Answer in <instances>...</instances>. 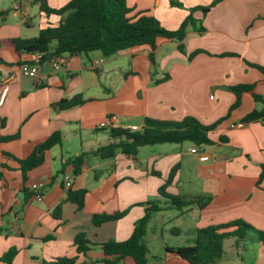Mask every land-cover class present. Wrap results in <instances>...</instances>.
<instances>
[{"label": "crops", "instance_id": "0c3cea01", "mask_svg": "<svg viewBox=\"0 0 264 264\" xmlns=\"http://www.w3.org/2000/svg\"><path fill=\"white\" fill-rule=\"evenodd\" d=\"M46 1L51 8L59 9L70 0ZM126 2L133 13L145 11L168 29L178 28L193 8L211 6L207 12L198 8L193 11L205 31H188L184 38L186 54L170 40L159 43L155 62L150 60V48L146 46L111 56L99 51L63 54L59 67L50 59L38 63L40 77L33 79L22 73L21 65L24 55L31 59L35 54H18L10 40L38 36L48 22L56 24L60 17L46 16L31 0H0V10L9 11L5 18L0 17V87L10 79L6 99L0 105V138H4L0 140V257L17 248L12 264H60L58 259H72L73 264H104L100 244L130 237L135 223L145 214V202L160 198L159 189L176 165L179 169L167 188L169 193L182 195L181 183L192 173L200 182L199 191L211 196L205 208L195 206L187 213L198 209L194 231L235 219L264 230V179L260 180L264 123L232 127L263 104L243 93L240 106L223 119L236 100L231 86L255 84V91L264 95V73L251 66L264 68V0ZM35 5L38 20L31 16ZM198 49L202 52L189 59L188 54ZM94 60L101 62L94 66ZM75 95L86 101L66 110L55 108L61 99ZM186 116H194L205 125L220 121L210 132L216 143L205 148L208 160L191 153L193 144L184 142L173 147H165V143L151 149L143 146L136 156L118 154L106 160L90 156L77 176L68 164L73 156L110 141L111 130L98 127L107 117L138 130L146 117L177 121ZM55 131L62 132V144L49 149L43 164L27 172L24 180L17 159L26 158ZM15 134H19L17 138H9ZM220 136L227 141L220 142ZM67 175L72 177V189L87 190L82 208L67 199ZM34 182L44 193L41 201L31 193ZM59 204L61 216L56 218L53 212ZM170 210L178 211L167 208L151 214L148 245L149 230L158 232L160 220L153 223L154 216ZM117 211L127 213L119 220L94 225V214ZM161 226L159 233L164 237L163 223ZM81 231L91 243L87 254L78 252L75 244V236ZM166 245L171 244L163 245L162 255L149 245V264H167L172 253L166 252ZM120 264L135 262L127 257Z\"/></svg>", "mask_w": 264, "mask_h": 264}, {"label": "trees", "instance_id": "16d2710c", "mask_svg": "<svg viewBox=\"0 0 264 264\" xmlns=\"http://www.w3.org/2000/svg\"><path fill=\"white\" fill-rule=\"evenodd\" d=\"M31 1L34 4H39L40 10L46 16L54 14L60 19L56 24L48 22L40 30L38 36L13 38L10 43L18 54H38L40 62L56 55L89 54L94 51H99L104 56H111L125 49L143 46L150 48L149 58L155 62V50L164 40L176 41L179 52L186 54L184 38L188 31L190 29L205 31L201 20L193 16V11L198 8L207 12L211 6L193 8L178 28L168 29L155 16L147 14L145 11L133 13V9L126 0H70L59 9L51 8L46 0ZM174 3L180 5L176 1ZM8 12V10H0V17L5 18ZM200 52H202L201 49L195 50L188 54V58L192 59ZM251 66L257 67L264 73L263 67ZM230 90L236 95V100L223 119L240 106L242 94L249 93L256 102L262 103L263 107L252 110L243 117L242 121L264 123V95L255 91V84L239 83L231 86ZM85 101L81 95H75L71 98L61 99L55 104V108L58 111L66 110L83 104ZM219 123L220 121L212 125H205L194 116H186L177 121L146 117L144 125L138 130L123 127L110 129L111 139L109 142L98 146L91 152H82L73 156L69 159L68 164L73 167V174L77 176L82 172L90 156L104 160L113 159L118 154L136 156L142 146L163 143L191 142L193 146L205 148L216 143L210 137V132ZM18 135L15 134L9 138H17ZM2 139L4 138H0V140ZM62 140V132L55 131L45 141L36 145L26 158L17 159L24 180L27 172L42 165L46 152L52 147L62 144ZM219 141L226 142L227 139L220 136ZM261 168L260 180L264 179V163ZM178 169L179 165L171 169L159 189L160 198L145 202V214L137 220L128 239L124 241L111 239L100 244L104 252V264H120L127 257H132L135 264H149L151 250L146 236L151 214L167 208L176 209L180 214H187L194 206L203 209L210 203L211 196L208 195L183 196L167 191L168 186L173 183ZM154 174L160 175V172L154 171ZM31 193L33 194V192ZM86 194L85 188L75 190L70 186L67 199L82 208L85 204ZM126 213V211L96 213L93 216V223L100 226L109 221L119 220ZM53 214L56 218H60L61 204L55 208ZM171 232L174 235H180L182 228L175 226ZM226 240H232L233 247L236 249L240 248L241 243L264 246V230L254 227L243 219H235L196 228L195 236L191 242L166 245L165 249L166 252L177 254L189 264H216L226 253L224 247ZM75 244L78 252L87 254L91 243L86 237V232L81 231L75 236ZM17 253V248H10L0 257V264H12ZM58 261L60 264L74 263L72 259H58Z\"/></svg>", "mask_w": 264, "mask_h": 264}, {"label": "rangeland", "instance_id": "374dc122", "mask_svg": "<svg viewBox=\"0 0 264 264\" xmlns=\"http://www.w3.org/2000/svg\"><path fill=\"white\" fill-rule=\"evenodd\" d=\"M31 16L36 20H38V7L35 5L32 6L31 9ZM54 19H58L59 16H52ZM36 33V29H34ZM186 50V48H185ZM163 145L170 146H179L181 144H173V143H165ZM187 145H190L187 143ZM154 146H158L154 145ZM143 147V146H142ZM152 145H146L144 149H151ZM205 148H208L205 147ZM192 174V173H190ZM188 175L187 179H185L181 184L184 186L181 188L180 193L182 195H187L188 192L192 191L196 193V195H204L200 190V182L193 179L192 175ZM191 179V180H190ZM188 196V195H187ZM195 207V206H194ZM179 211L170 210L166 212L158 213L155 218H153V223L157 219L160 222L157 223L158 232H152L151 229L149 230V245L151 249L157 254L162 255L164 254L163 245L165 243H169L171 245L174 244H186L191 242L195 236L194 234V226H196L197 222L199 221V214L198 209H194L191 211L190 214H181L179 215ZM156 219V220H155ZM163 223L164 226V237L160 236L161 225ZM175 226H180L182 228V232L180 235H174L171 230ZM224 247L226 250V258L219 261V264H264V248H260L258 245H243L241 243L240 248L236 249L233 247L232 240H226L224 243ZM170 258L167 260V264H189L188 262L182 260L177 254L172 253L170 254Z\"/></svg>", "mask_w": 264, "mask_h": 264}, {"label": "built area", "instance_id": "2783aa9c", "mask_svg": "<svg viewBox=\"0 0 264 264\" xmlns=\"http://www.w3.org/2000/svg\"><path fill=\"white\" fill-rule=\"evenodd\" d=\"M62 55H56L53 56L50 61L55 67H59L60 64L63 62V59L61 57ZM100 60H94L93 65L96 66L100 63ZM22 65L21 70L22 73L30 78L33 79H39V69L37 68L38 63H40V56L38 54H35L33 58H27L25 55L22 57ZM10 81L9 78L5 79L2 82V85L0 87V105L4 103L6 99V95L8 92V82ZM246 123L243 121H239L237 123L232 124V127H239L243 128L245 127ZM99 128L101 129H112V128H128L126 126H122L118 124L115 117H107L104 120H102L99 125ZM191 153L200 155L202 159L208 160L210 158L209 153L206 152L205 148L199 147V146H193L191 148ZM64 185L69 188L72 185V177L70 175H67L64 177ZM31 191L33 192V196L36 200L41 201L44 197V193L42 189L40 188V185L37 182L32 183L31 185Z\"/></svg>", "mask_w": 264, "mask_h": 264}]
</instances>
